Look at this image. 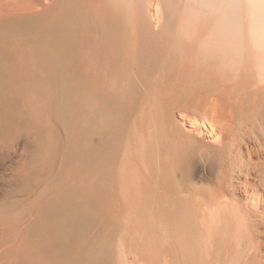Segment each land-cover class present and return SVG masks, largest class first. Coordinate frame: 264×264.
Returning a JSON list of instances; mask_svg holds the SVG:
<instances>
[{
  "label": "bare ground",
  "instance_id": "6f19581e",
  "mask_svg": "<svg viewBox=\"0 0 264 264\" xmlns=\"http://www.w3.org/2000/svg\"><path fill=\"white\" fill-rule=\"evenodd\" d=\"M0 182V264H264V0H0Z\"/></svg>",
  "mask_w": 264,
  "mask_h": 264
},
{
  "label": "rangeland",
  "instance_id": "374dc122",
  "mask_svg": "<svg viewBox=\"0 0 264 264\" xmlns=\"http://www.w3.org/2000/svg\"><path fill=\"white\" fill-rule=\"evenodd\" d=\"M3 184H4L3 182H0V201L5 200L3 193H2V189L5 187V185H3ZM1 185H3V186H1ZM46 189H47L46 185L38 184L37 188L34 187V189L30 193L29 192L27 194H25V193L22 194L21 192L18 194L16 193V195L13 196V198L11 196L9 198V200H5V203L7 202L5 204L7 207L6 206L5 207L11 211V215L14 218H17V219L23 218V216H26L29 214L28 213L29 204L36 202V200H37V202H39L38 201V199H40L39 193L42 191L45 192Z\"/></svg>",
  "mask_w": 264,
  "mask_h": 264
}]
</instances>
